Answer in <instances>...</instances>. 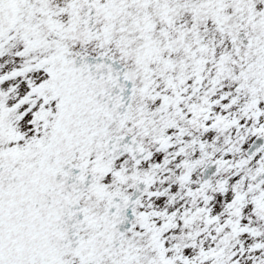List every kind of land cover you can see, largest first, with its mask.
Segmentation results:
<instances>
[{
    "label": "snow or ice",
    "instance_id": "1",
    "mask_svg": "<svg viewBox=\"0 0 264 264\" xmlns=\"http://www.w3.org/2000/svg\"><path fill=\"white\" fill-rule=\"evenodd\" d=\"M0 264H264V0H0Z\"/></svg>",
    "mask_w": 264,
    "mask_h": 264
}]
</instances>
